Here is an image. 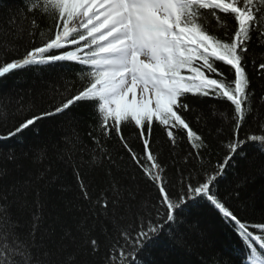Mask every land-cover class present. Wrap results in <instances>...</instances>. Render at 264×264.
<instances>
[{"label": "snow or ice", "instance_id": "6c2138e0", "mask_svg": "<svg viewBox=\"0 0 264 264\" xmlns=\"http://www.w3.org/2000/svg\"><path fill=\"white\" fill-rule=\"evenodd\" d=\"M24 6L30 13L48 17L52 26L48 35L40 34L38 45L26 50L22 58L0 61V77L27 66L73 62L82 66L79 78L83 83L74 94L62 97L52 111L23 119L0 139L14 137L36 121L60 114L77 102L93 103L99 127L94 129L97 135L88 134L95 146L91 162L111 160L102 140L115 131L133 163L159 194L156 203H146L139 189L125 186L117 178L110 181L108 195L99 197L94 209H89V217L95 210L97 219L105 218L100 225L103 234L107 235L105 224H111L124 241L111 247L106 264H137L140 250L166 226L171 229L177 212L198 199H206L226 221L236 225L249 250V264H264V223L242 222L213 191L218 177L234 157L243 153L245 145L253 143L264 151V134L243 138L239 134L253 111L251 81L246 71L248 44L254 32L264 43V0H25ZM19 16L21 21L27 18L23 11ZM228 17L235 21L232 30L228 29ZM8 26L16 39L26 36L35 44V16L30 29L25 30L15 15L9 18ZM10 43H0V55H9L13 50ZM252 62L255 66L256 61ZM218 63L228 66L231 79ZM258 71L264 77V62L259 63ZM189 95L229 102L230 115H218L232 135L225 145L228 155L223 163L211 171L201 163V169L189 171L187 177L181 174L180 187L174 195L166 169L158 162V153L151 149L152 126L154 122L162 126L173 147L177 146L178 133L183 131L196 157L201 158L200 150L209 145L190 126L188 113L194 109L185 102ZM6 116V110L0 107V118ZM196 119L199 121L202 116ZM128 122L138 128L143 156L133 151L122 135L121 125ZM64 144L60 155L69 162L78 148L84 147L75 132L64 137ZM74 173L81 196L91 202L89 186L79 169H74ZM28 207L15 189L0 195V264H78L72 254L59 255L66 241L77 243V236L80 255L99 251L100 240L93 235L95 227L88 218L77 221L73 232L65 231L55 249L48 247L52 235L49 233L46 238L40 232L37 222L41 217L35 212L27 235H23L17 213H24ZM129 215L138 221L134 235L130 226L121 227V221Z\"/></svg>", "mask_w": 264, "mask_h": 264}, {"label": "trees", "instance_id": "16d2710c", "mask_svg": "<svg viewBox=\"0 0 264 264\" xmlns=\"http://www.w3.org/2000/svg\"><path fill=\"white\" fill-rule=\"evenodd\" d=\"M24 5L25 0H0V43L11 42L13 47L7 57L0 55V61L23 56L26 50L38 45L41 33L48 35L52 26L48 17L30 13ZM21 11L27 17L22 21ZM13 15L25 30L31 28V20L35 16L38 24L33 37L35 44L26 36L15 38L13 29L8 26ZM227 20L228 29L232 30L235 21L231 17ZM251 35L246 71L251 81L253 111L240 128L241 138L264 134V100L261 99L264 97V77L258 71L259 63L264 62V43L257 39V33ZM253 60L256 61L255 66ZM217 66L229 79L232 78L228 66L219 63ZM82 71V66L77 63L57 62L27 66L0 77V107L7 113L6 118H0V137L6 136L23 119L52 111L62 97L74 94L82 86L79 78ZM185 102L194 109L188 113L190 126L204 136L209 145L207 149L200 150L202 159L196 157L183 131L178 133L177 146L173 147L163 127L155 122L152 126L151 149L154 154L158 153V162L166 169L174 195L179 190L181 174L187 177L189 171L201 169V163L208 171L223 163L228 155L225 145L232 135L218 115L220 112L230 115L232 105L229 102L191 95ZM197 116H202V119L197 121ZM98 127L99 118L93 103L77 102L60 114L36 121L14 137L0 139V195L13 193L15 189L16 194L27 202L28 209L17 213L23 225L20 229L23 235L29 231L33 212L41 217L37 222L40 232L46 238L51 233L48 247L52 249L60 244L65 231L73 232L77 221L88 218V222L94 225L93 235L100 240L98 252L80 255L77 236L76 244L66 241L64 251L59 253L61 257L72 254L78 264H106L111 247L117 242L124 243L111 224H105L107 235L101 232L100 225L105 218L100 216L97 219L95 210L89 217V209H94L95 201L108 195L113 178L122 180L125 186L139 189L146 203H156L159 196L148 177L133 163L115 131L102 140L111 160L91 162V150L95 146L88 134L97 135L94 129ZM74 132L84 147L78 148L72 162H69L61 158L60 153L65 148L64 137L72 136ZM121 132L133 151L143 156V145L134 122L122 124ZM189 153H192L191 157ZM185 157H188L187 162ZM74 169H79L81 178L89 186L91 202L81 196ZM213 191L232 207L242 222L250 225L264 223V151L253 143L245 145L243 153L234 157L223 175L218 177ZM137 224L138 221L130 215L121 221V227L130 226L133 235L138 230ZM257 250L260 251L259 248ZM248 254L236 225L226 221L206 199H198L178 211L171 229L166 226L140 250L136 261L137 264H248Z\"/></svg>", "mask_w": 264, "mask_h": 264}, {"label": "bare ground", "instance_id": "6f19581e", "mask_svg": "<svg viewBox=\"0 0 264 264\" xmlns=\"http://www.w3.org/2000/svg\"><path fill=\"white\" fill-rule=\"evenodd\" d=\"M20 58H22V56H21ZM18 59H19V58H18Z\"/></svg>", "mask_w": 264, "mask_h": 264}]
</instances>
